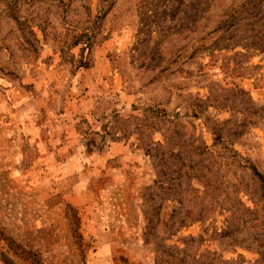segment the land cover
Masks as SVG:
<instances>
[{
	"label": "rangeland",
	"instance_id": "obj_1",
	"mask_svg": "<svg viewBox=\"0 0 264 264\" xmlns=\"http://www.w3.org/2000/svg\"><path fill=\"white\" fill-rule=\"evenodd\" d=\"M255 170L264 0H0V264H264Z\"/></svg>",
	"mask_w": 264,
	"mask_h": 264
},
{
	"label": "trees",
	"instance_id": "obj_2",
	"mask_svg": "<svg viewBox=\"0 0 264 264\" xmlns=\"http://www.w3.org/2000/svg\"><path fill=\"white\" fill-rule=\"evenodd\" d=\"M88 28H86V30H83L81 33L77 34L76 36H74V42L73 45H80L81 41L83 42L84 40L86 41V44H89V46L92 43V36L88 34ZM255 175L257 176V178L259 179L260 183H261V188L263 191V197H264V175H262L261 173H259L257 170H255Z\"/></svg>",
	"mask_w": 264,
	"mask_h": 264
}]
</instances>
